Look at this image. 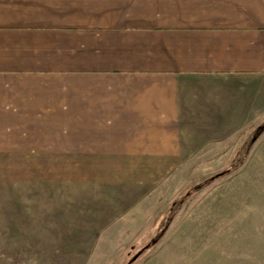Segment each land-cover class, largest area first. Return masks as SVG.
Instances as JSON below:
<instances>
[{
    "label": "crops",
    "instance_id": "crops-1",
    "mask_svg": "<svg viewBox=\"0 0 264 264\" xmlns=\"http://www.w3.org/2000/svg\"><path fill=\"white\" fill-rule=\"evenodd\" d=\"M262 123L264 0H0L1 154L185 170Z\"/></svg>",
    "mask_w": 264,
    "mask_h": 264
},
{
    "label": "rangeland",
    "instance_id": "rangeland-1",
    "mask_svg": "<svg viewBox=\"0 0 264 264\" xmlns=\"http://www.w3.org/2000/svg\"><path fill=\"white\" fill-rule=\"evenodd\" d=\"M256 139L174 171L0 153V264H264V130Z\"/></svg>",
    "mask_w": 264,
    "mask_h": 264
},
{
    "label": "trees",
    "instance_id": "trees-1",
    "mask_svg": "<svg viewBox=\"0 0 264 264\" xmlns=\"http://www.w3.org/2000/svg\"><path fill=\"white\" fill-rule=\"evenodd\" d=\"M264 130V124L260 127L257 128V130L254 132L253 134V137L252 138H256L257 135L259 134V132L263 131ZM229 172V170H224L222 172H219L218 174H215L214 176L210 177L207 181H205L203 184L193 188L190 192H187L185 195H183V197H181L178 201L175 202L174 205L178 204V203H181L182 201H184V199L190 195V193L192 192H195L197 191L198 189H200L202 186H204L206 183H209L225 174H227ZM148 246L145 247V249L147 248Z\"/></svg>",
    "mask_w": 264,
    "mask_h": 264
},
{
    "label": "water",
    "instance_id": "water-1",
    "mask_svg": "<svg viewBox=\"0 0 264 264\" xmlns=\"http://www.w3.org/2000/svg\"><path fill=\"white\" fill-rule=\"evenodd\" d=\"M137 256H138V254H136V255L132 258V260L135 259Z\"/></svg>",
    "mask_w": 264,
    "mask_h": 264
}]
</instances>
